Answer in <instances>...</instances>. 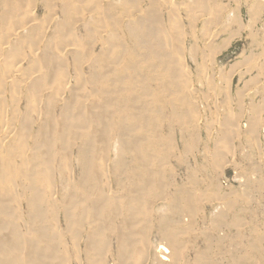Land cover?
<instances>
[{
	"label": "bare ground",
	"instance_id": "1",
	"mask_svg": "<svg viewBox=\"0 0 264 264\" xmlns=\"http://www.w3.org/2000/svg\"><path fill=\"white\" fill-rule=\"evenodd\" d=\"M38 1L0 0L3 20L0 54L8 57L6 63L15 64L0 79V92L5 91L4 82L11 78L10 96L14 92L15 102L25 99L28 110L25 122H32L30 113L40 118L44 92L54 88V94L46 97L44 117L32 144L27 133L29 123L21 124L27 131L21 132L23 128L19 127L20 132H13L11 125L18 117L12 118V124L0 118V264H67L68 259L62 255L68 251L63 240L67 232L78 264H134V253L140 252L145 258L154 246L161 256L153 264H187L185 246L176 236V227L188 214L195 216L197 199L192 191L182 187L169 193L173 184L162 181L170 169L161 146L166 145L163 133L166 124L194 128L188 119L190 113L196 112L192 98L197 91L191 82L192 71H187L185 63L189 58L195 59L197 42L183 39L180 30L170 35L152 28L153 23L161 20L156 13L150 18H133V13L126 10L135 7L141 11L135 5L138 0H108L109 6L124 3L126 6L124 13L110 17L111 30L105 29L103 16L84 15L87 4L94 0H44L52 10L43 20L37 16ZM56 3H60L61 18L55 15ZM254 5L255 1L249 4L248 23L238 8L237 14L229 13L228 20L225 19L229 22L223 29L228 36L220 50L232 42L235 31L238 36L244 30L251 34L261 31L256 29L261 27L259 12L264 6L256 5L253 11ZM94 6L87 8L92 11L96 9ZM78 22L84 31L83 43L89 42L82 53V40L74 32ZM232 26L236 28L232 30ZM262 28L264 31V23ZM53 31L55 38L65 41L51 46L53 38L49 33ZM65 44L76 47L71 54L77 63L83 58L99 65V76H90L85 83L82 80L86 78L79 80L80 86L73 84L64 69L66 59L57 52ZM95 44L99 46L98 52ZM26 57L30 58V68L25 69L29 73L26 83L21 85L15 80L20 67L16 68L14 61L20 64ZM83 83L94 84L95 93L84 94ZM7 97L2 99L6 101ZM54 101L63 102V118L59 122L49 107ZM186 106L190 109L185 110ZM201 121L202 118L198 125ZM59 156L61 171L68 168L60 182L54 174ZM214 192L220 194L217 189ZM228 209L236 215L229 225L239 234L247 221L239 218L237 212L245 210L244 206L229 204ZM153 219L160 225L156 228L157 239H150L147 226L141 227L145 222L150 225ZM61 220L66 232L59 225ZM190 226L182 230L188 231ZM108 233H114L115 237H108ZM115 238L117 255L110 258L109 253L116 248ZM209 251L208 247L195 253L194 260L202 261ZM242 251L240 248L239 254ZM234 258L235 264L252 259L247 254L240 257L234 254Z\"/></svg>",
	"mask_w": 264,
	"mask_h": 264
},
{
	"label": "rangeland",
	"instance_id": "2",
	"mask_svg": "<svg viewBox=\"0 0 264 264\" xmlns=\"http://www.w3.org/2000/svg\"><path fill=\"white\" fill-rule=\"evenodd\" d=\"M128 1L130 0H125V2ZM244 1L246 3L248 1V4L246 5ZM254 1L253 11L256 10V5L264 6V0H205L203 3L195 0H138L135 5L141 11L127 5L129 9L126 11H129L130 14L133 13V18L135 16L136 18L144 16L150 18L151 14L156 13L161 20L153 23L152 28L160 29L170 35L176 34L179 30L180 32L183 31V39L188 42H197L198 45L196 48L198 51H195L197 53H195V59L189 58L190 61L188 59V62L186 60L187 64L185 63V68L188 67L187 71H192L189 74L193 76L191 82H194V85H192L197 91L195 97L192 98L196 112L190 113L188 119L190 124L194 123V128H183L178 124H173V126L172 124H166L163 127V133L166 135V145L161 146L165 149L163 158H166V166L170 169L162 181L173 184L172 187L170 186L169 193H172L177 187H182L187 191H192L195 195L194 198L197 199L195 216L188 214L187 219L185 220V217L181 219V224L179 223V226L176 227L178 229L176 236L182 242V246H185L184 261L189 260L187 264H235L234 254L238 257H240V254L251 256L252 259L244 260V262L246 261L245 264H264V49H262V47L264 48V31L262 28L264 7L260 9L262 13L259 12L258 25L261 27L256 29L261 31L258 30L251 34L244 30L240 33L242 36H238L239 32L235 31V37L227 48L219 49V46L223 44L222 41L228 36L227 32H223L226 23L229 22L227 21L228 16L232 13L237 14L238 8L244 20L248 23L250 17L247 10L249 4ZM58 5L60 3H56L53 9L55 15L61 18V9ZM87 5H89L87 6L89 8L94 6L97 10L93 8L91 11L86 7L87 10L83 11L84 15L91 17L103 16L101 19L107 23L105 29L109 30L112 29V18L110 17H116L124 13L123 9L126 8V6L124 7L125 3L109 6L108 0H94ZM51 10L52 8H48L44 0L38 1L36 12L39 19H47L45 16L48 17ZM1 19L0 15V27H2L1 23L3 21ZM225 19L227 20L225 21ZM80 23L75 24L77 29L74 32L82 40V43H80L82 44L80 45V52L82 53L88 49L89 42L87 43L84 39L85 42L83 43L84 31L80 27ZM92 27L97 28L96 25H92ZM235 28L236 26H232L231 29L234 30ZM54 32L49 33L53 38L51 46L58 41H65L64 38V40L59 37L55 38ZM171 43L175 44L173 39ZM3 46L5 47V45L1 46L2 51L4 50ZM42 48L40 52H42ZM75 49L76 47L65 44L56 51L64 61L66 59V67H64V69L66 68V75L72 78L73 84L80 86L79 83L81 84V82L79 80L86 78L82 82L88 81L90 76H99L101 70L94 61L87 62L82 58L77 63L73 59V54H71ZM94 49L95 52H98V44H95ZM29 50L25 49L26 52H29ZM0 53H2L1 50ZM6 58L8 57L5 54H0V79L2 76H7L6 73L11 66L10 63H6ZM14 62L16 68L20 67L15 80L20 81L21 85L22 83L25 84V77L29 73L25 69L29 70L30 68V58L26 57L20 64L17 61ZM219 69L221 70L219 71ZM213 70L215 75L214 73L211 74ZM11 83V78L6 80L4 82L6 85L5 91H3L5 93L0 92V118L10 123L18 117L17 121H13V124L10 123L11 126H15L11 129H13V132L14 130L25 132L27 131L25 129L28 128L29 143L32 144L44 117L42 114L46 107V97L50 93L54 94V88L44 92L40 118L38 114L31 112L30 117L31 119L34 118L33 121L29 119L28 121L31 120L32 122H25L28 111L26 101L22 98L19 101L20 103L15 102L17 100L14 99V92L11 94L12 97L10 96V93H12ZM83 88L82 92L88 95L95 93L96 86L87 83L84 84ZM7 95L6 99L8 100L5 101ZM64 97L68 98L69 94L65 93ZM62 104V101L58 103L54 101L49 105L54 110L55 113L53 112V114L58 118V122L63 118V113H61ZM6 109L7 114L6 112L4 114ZM184 109L187 110L190 107L186 106ZM15 111L18 112V115ZM14 114L16 115L13 117ZM21 116L24 117L21 118ZM200 117L202 121L198 125L199 120H201ZM23 123L27 125L29 123L31 127H21ZM195 137L196 140H194ZM59 163L60 156L57 157L54 164L56 181L60 182L61 175L66 176L68 168L61 171ZM214 189H217L220 194H216ZM236 203L240 204L236 205ZM229 204L237 207L244 206L245 210L237 212L239 218L247 221L239 234H236V228L229 225L236 217L228 209ZM150 223L149 225L148 222H145L141 227L144 229L147 226L145 229L150 232V239L152 237L157 239L156 228L160 227L159 222H155V219H153ZM59 225L66 232L63 220L59 222ZM188 225H191L190 230H182V227L186 228ZM116 229L119 230V228ZM107 236L114 238L115 234L108 233ZM63 240L68 245V251L62 254L66 260L68 259L67 264H78L75 258L76 255L71 248V236L68 232L65 233ZM113 242L116 248L109 253L108 257L110 256V258L114 257L112 255H117L116 238L113 239ZM208 247L210 251L207 255L202 256V261L194 260L197 252H203ZM240 248H242L243 253L240 252L239 254ZM142 249L145 250L146 248L142 247ZM159 256L161 254L154 246L152 252L145 258L140 252L134 253L132 262L134 264H153V261H159ZM69 260L71 263H69Z\"/></svg>",
	"mask_w": 264,
	"mask_h": 264
}]
</instances>
